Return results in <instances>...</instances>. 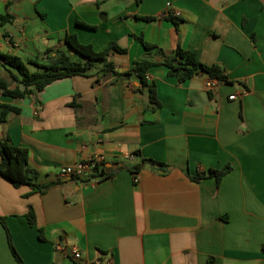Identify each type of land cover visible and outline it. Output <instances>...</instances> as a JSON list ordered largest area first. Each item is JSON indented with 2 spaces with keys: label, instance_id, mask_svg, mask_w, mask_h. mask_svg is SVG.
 <instances>
[{
  "label": "crops",
  "instance_id": "1",
  "mask_svg": "<svg viewBox=\"0 0 264 264\" xmlns=\"http://www.w3.org/2000/svg\"><path fill=\"white\" fill-rule=\"evenodd\" d=\"M4 13L14 20L0 26V51L25 62L66 51L73 34L96 52L109 42L125 49L109 59L127 73L145 54L136 37L167 55L194 51L231 80L210 90L206 75L179 84L152 67L157 109L134 76H101V65L31 98L0 91V103L20 109L0 123V138L28 148L38 184L61 181L30 194L0 177V217L23 264H264V0H0ZM95 156L112 177L59 176ZM143 159L164 167L137 168ZM225 165L218 185L188 176ZM7 240L0 224V264H17Z\"/></svg>",
  "mask_w": 264,
  "mask_h": 264
},
{
  "label": "trees",
  "instance_id": "2",
  "mask_svg": "<svg viewBox=\"0 0 264 264\" xmlns=\"http://www.w3.org/2000/svg\"><path fill=\"white\" fill-rule=\"evenodd\" d=\"M168 18L173 21L176 27L178 26V21L175 17L170 16ZM152 19L153 17L146 18V20ZM13 20L14 17L11 14H0V26L7 23L12 24ZM135 39L142 44L145 54L142 58L132 61L127 73L121 74L117 72L116 65L109 57L113 53H125V49L120 48L114 42H109L104 50L96 52L91 44L79 43L73 34H66L63 37L62 41L67 48L66 51L57 50L52 53L51 50H48L44 57L40 58L36 56L27 62L16 55L0 51V68L8 73V79L0 76V91L10 100H19L26 97L31 98L47 85L57 80L75 76H89L92 67L94 68L98 63L102 66L100 70L101 76L111 73L134 76L139 83V90H146L148 94L150 109H157L161 106L157 100L154 84L147 81V73L152 67L166 68L167 75L175 78V81L179 84L199 75H206L208 79H215L218 84L231 83V80L221 67L216 64L207 66L198 62L194 51L185 50L177 46L171 54L167 55L155 45L144 42L141 38L135 37ZM70 51H73V56L75 55L76 57L75 59H72L69 54ZM28 64L35 66L36 71L31 72ZM70 106L71 108H75L74 103H70ZM19 112L20 109L15 106L0 103V123H5L10 114H18ZM28 158V148L12 145L8 137L0 138V177L7 181V183L14 188L27 185L31 189L30 194L44 193L47 189L49 190L53 186L61 183V181H56L38 184L37 179L39 178V174L28 165ZM145 163H150L157 167H164L163 164L152 162L150 159H143L137 168H141ZM137 168H130L131 172H136L138 170ZM230 170L231 166L225 165L219 170L210 169L207 173L197 174L195 177L192 175L188 176L196 183L213 177L218 185ZM112 176L111 172H105L102 169L93 178L107 179ZM26 217L28 225L33 227L35 215L31 208L28 214H26ZM3 219L0 217V224L6 230L8 247L17 264H23L22 259L11 244V236ZM39 237L42 238L41 232H39ZM262 249L264 251V245ZM207 264H216L215 259L212 256L208 257Z\"/></svg>",
  "mask_w": 264,
  "mask_h": 264
},
{
  "label": "built area",
  "instance_id": "3",
  "mask_svg": "<svg viewBox=\"0 0 264 264\" xmlns=\"http://www.w3.org/2000/svg\"><path fill=\"white\" fill-rule=\"evenodd\" d=\"M178 16V14H176ZM215 86H217V82L215 79H210L207 82L208 89L212 90ZM230 99H234L235 96L232 95L229 97ZM102 156H95L89 160L77 162L76 164L70 166H64L59 171V176L61 178H69L74 180H88L90 183H95L97 180L93 178V176L102 170L101 164L103 162ZM138 180L135 179L134 183H137ZM72 256L74 260L80 259V254L76 250H72Z\"/></svg>",
  "mask_w": 264,
  "mask_h": 264
},
{
  "label": "water",
  "instance_id": "4",
  "mask_svg": "<svg viewBox=\"0 0 264 264\" xmlns=\"http://www.w3.org/2000/svg\"><path fill=\"white\" fill-rule=\"evenodd\" d=\"M72 54H73V51H72ZM119 71H121V70H119ZM150 167H151V164H150V163H147V164L144 166L145 169H149Z\"/></svg>",
  "mask_w": 264,
  "mask_h": 264
},
{
  "label": "rangeland",
  "instance_id": "5",
  "mask_svg": "<svg viewBox=\"0 0 264 264\" xmlns=\"http://www.w3.org/2000/svg\"><path fill=\"white\" fill-rule=\"evenodd\" d=\"M70 55H71V57H72V59H75L76 57H75V55L73 56V54H72V52L70 51V53H69ZM97 65H99V63L98 64H96V66ZM7 77V76H6Z\"/></svg>",
  "mask_w": 264,
  "mask_h": 264
}]
</instances>
